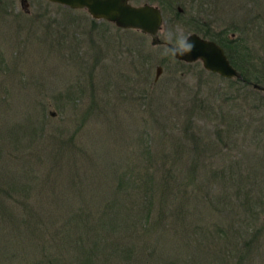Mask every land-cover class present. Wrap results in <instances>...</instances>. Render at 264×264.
<instances>
[{
  "label": "rangeland",
  "instance_id": "obj_1",
  "mask_svg": "<svg viewBox=\"0 0 264 264\" xmlns=\"http://www.w3.org/2000/svg\"><path fill=\"white\" fill-rule=\"evenodd\" d=\"M129 2L159 7L163 20L156 34L159 44L151 45V37L137 30L120 29L107 21L92 19L84 9H69L47 0H0V99L21 97L23 102L18 110L22 119L18 121L28 118L43 127L25 142L30 147L24 156L31 160L24 163L21 160V166L28 172L33 170L30 175L36 172L43 177L51 171L54 165L50 164L49 155L55 150L52 139L60 128L64 129L65 137L74 135L78 151L84 148L90 155L96 148L109 149L107 154L102 150L104 155H96L100 161L106 160L109 152L113 153L114 161L120 160L118 144L129 141L125 150L133 146V152L137 153L127 160L138 168L144 167L148 158L168 160L173 150L169 138L186 148L196 142L198 169L204 165L208 170L225 166V174L229 173L235 184L219 187L218 179L204 180L202 173L196 172L198 184L202 180L205 183L197 192L206 193L211 200L218 196L219 200V208H213L216 216L208 213L206 217L202 213L201 219L206 218L198 224L208 230L214 223L228 228L237 246L248 241L254 232L255 240L242 249L245 257L240 264H264V214H258L256 203L264 196V91L210 73L199 61L180 63L163 55L169 44L166 39L169 31L187 36L197 33L194 29L197 24L205 23L217 35L221 28L234 25L232 37L238 39V51L248 49L247 63L254 67L253 73L252 68L246 74L257 76L263 86L264 0ZM155 66L161 67L156 80ZM24 85L25 90L17 88ZM16 121L11 107L3 118L0 116V134L5 136L9 129L5 138L0 137L3 148L14 147L12 124ZM110 123L116 134L109 135L107 143L101 144L102 139H92L85 133L99 129L104 135V129L112 128ZM190 133L191 141L186 139ZM190 155L191 152L180 157L184 167ZM14 163L0 156V167L6 171L1 170L3 176L14 178L9 175L18 167ZM55 169L56 190H62L65 172L60 175L63 171ZM88 171L84 175L77 170L86 184L93 181L91 169ZM52 174L48 172V178H53ZM237 187L240 192H235ZM28 201L35 202L32 198ZM245 205L250 208L245 209ZM15 207L22 210L21 203H13L8 206L9 215H14ZM31 226V238L43 231L39 226ZM1 236L7 241L4 234ZM4 244L0 242V250ZM11 248L9 256L17 264L37 261L44 264L54 259L49 248L40 252L30 250L28 245L23 249L12 245ZM145 255L142 253L140 260L131 263H145ZM194 256L200 258L199 252ZM110 264L118 263L114 258Z\"/></svg>",
  "mask_w": 264,
  "mask_h": 264
},
{
  "label": "trees",
  "instance_id": "obj_2",
  "mask_svg": "<svg viewBox=\"0 0 264 264\" xmlns=\"http://www.w3.org/2000/svg\"><path fill=\"white\" fill-rule=\"evenodd\" d=\"M194 29L202 37L216 41L223 48L229 63L240 75V78H231L234 82L243 87L251 83L260 85L257 76H249V70L253 68V73L254 67L247 63L250 61L248 49L238 51V39L228 37V31L234 33V25L221 28L217 35L209 24L200 23ZM261 76L264 86V72ZM24 86L17 88L25 90L27 86ZM22 102L21 97L0 99V116L3 118L6 110L11 107L17 118L16 123L12 124V131L15 133L14 147L6 149L0 145V156L10 164L12 160L18 164L14 168L18 170L17 173L12 169L13 172L9 174L14 178L3 176L1 170L4 173L6 171L0 167V242L5 243L0 250L1 262L6 260L8 264H17L9 256L11 245L16 249H23L28 245L32 251L40 252L46 248L50 252L53 250L54 259L45 261L46 264H110L114 258L118 264L121 261L132 264L134 259H141L142 253L146 254L143 258L145 263L140 264H240L245 257L242 249L255 240L254 232L248 241L237 246L228 228L214 223L208 230L198 224L204 221L208 213L216 216L217 211L213 208H219V200L218 196L211 200L206 193L197 192L198 187L205 183L202 180L198 184L196 172H201L204 180L218 179L219 187L235 184L229 173L225 174V166L208 170L204 165L198 169L200 161L196 142L192 145L190 143V148H186L185 144L174 143L175 140L171 142L169 138V147L173 150L168 160L152 161L148 158L146 165L138 168V165H131L127 160L137 153L133 152V146L125 150L129 141L123 145L118 144L120 153L117 157H121L120 160L114 161L113 153L109 152L111 155L100 161L96 155L107 154L109 149L96 148L95 152L88 155V151L81 148V154L75 147L74 135L71 133L65 137L64 129L60 128L57 136L52 139L54 154L49 155L52 159L49 162L54 167L48 172L53 173V178H48V172L43 177L36 172L30 175L33 170L28 172L20 162L31 160L24 156V152L30 147L25 142L34 138L43 127L28 118L18 121L22 119V112L18 110ZM112 125L110 123L112 128L103 130L104 135L100 134L99 129L85 133L90 134L92 139H102L99 143L104 144L110 138L109 135L116 134ZM6 135L0 134V137L5 138ZM191 135L192 133L186 139L191 141ZM197 145L199 146L198 142ZM190 152V161L184 167L185 163L181 162L180 157L188 156ZM83 165L85 166L82 167ZM56 167L63 171L60 175L65 172L62 190H56ZM86 167L89 168L83 172ZM78 169L84 175L91 169L93 181L84 183ZM39 191L46 193L39 194ZM30 192L34 194L31 196ZM235 192H240L238 187ZM238 195L239 193L236 194ZM31 198L35 202L30 204L28 199ZM187 200L190 202L188 205ZM263 200L264 196L256 201L260 210L258 214H264ZM13 203H21L22 210L15 207L14 215L11 216L8 214V206ZM52 204L53 208L50 209ZM244 207L250 208L247 205ZM196 213L199 214L195 215ZM202 213L206 217L201 219ZM251 214L253 213L250 212L249 218L252 219ZM31 225L39 226L43 231L31 238ZM1 234L6 236L7 241L2 240ZM9 238L15 242L11 243ZM196 252H199L200 258L196 259L194 256ZM37 263L42 264L40 261L34 264Z\"/></svg>",
  "mask_w": 264,
  "mask_h": 264
},
{
  "label": "water",
  "instance_id": "obj_3",
  "mask_svg": "<svg viewBox=\"0 0 264 264\" xmlns=\"http://www.w3.org/2000/svg\"><path fill=\"white\" fill-rule=\"evenodd\" d=\"M21 2L24 0H20ZM69 9H84L95 20H104L120 29H133L151 37L150 44L160 43L156 34L162 25V15L158 6L142 3L133 5L129 0H47ZM189 38L194 48L191 53L175 59L185 63L199 61L201 67L223 78H240L237 70L229 63L223 49L213 40L192 32ZM169 46V44L167 45ZM161 67L155 66L154 80ZM251 87L264 91V86L251 83Z\"/></svg>",
  "mask_w": 264,
  "mask_h": 264
},
{
  "label": "clouds",
  "instance_id": "obj_4",
  "mask_svg": "<svg viewBox=\"0 0 264 264\" xmlns=\"http://www.w3.org/2000/svg\"><path fill=\"white\" fill-rule=\"evenodd\" d=\"M166 39L169 42V46L164 49L163 55L169 56L173 59L177 56L191 53L194 48V44L183 34H176L173 31H169Z\"/></svg>",
  "mask_w": 264,
  "mask_h": 264
},
{
  "label": "flooded vegetation",
  "instance_id": "obj_5",
  "mask_svg": "<svg viewBox=\"0 0 264 264\" xmlns=\"http://www.w3.org/2000/svg\"><path fill=\"white\" fill-rule=\"evenodd\" d=\"M197 34V33H196ZM199 35V34H198ZM199 36H201V35H199ZM233 36V33H230L229 35H228V37L229 38H233L232 37ZM202 37V36H201ZM204 38V37H203ZM208 39V38H207ZM212 40V39H211ZM214 41V40H213ZM214 42H216V41H214ZM217 43V42H216ZM218 44V43H217ZM219 45V44H218ZM220 46V45H219ZM221 47V46H220ZM222 48V47H221ZM223 49V48H222ZM224 51V50H223ZM180 62H182V61H180ZM185 63V62H184ZM191 63H193V62H191Z\"/></svg>",
  "mask_w": 264,
  "mask_h": 264
}]
</instances>
